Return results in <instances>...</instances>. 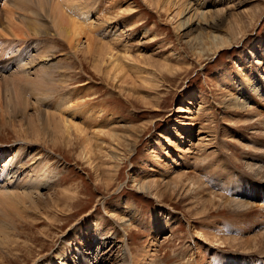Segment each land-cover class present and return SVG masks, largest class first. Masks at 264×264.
<instances>
[{"label": "rangeland", "instance_id": "obj_1", "mask_svg": "<svg viewBox=\"0 0 264 264\" xmlns=\"http://www.w3.org/2000/svg\"><path fill=\"white\" fill-rule=\"evenodd\" d=\"M89 1L93 37L126 58V77L115 80L96 54L74 58L67 43L41 40L71 81L43 110L59 114L57 100L76 88L75 114L89 136L103 134L90 163L74 136L31 146L28 163L45 153L57 179L5 264H53L62 247L73 254L67 264H82L78 248L92 264H121L124 242L134 264H264V185L239 186L264 156V0ZM219 38L232 45L210 55ZM16 138L0 128V150L18 149ZM235 191L247 210L227 203Z\"/></svg>", "mask_w": 264, "mask_h": 264}, {"label": "bare ground", "instance_id": "obj_2", "mask_svg": "<svg viewBox=\"0 0 264 264\" xmlns=\"http://www.w3.org/2000/svg\"><path fill=\"white\" fill-rule=\"evenodd\" d=\"M87 1L88 2L83 0H62V2L57 0H0V59L9 58V61L5 59L7 62H5L6 64L0 69V128L5 127L11 129L17 137V141L23 144L20 145V147L18 146L16 150H0V160L6 153H10V159H7L8 161H5L2 167L0 166V264H5L6 258L12 256L18 248L21 247V236L27 230L26 227L31 225L28 223L31 219V215L28 217L26 216L31 214L33 209H37L39 204H47L43 199V195H41V191L50 187L54 180L57 179L54 170H52V164H49L50 161L45 153H42L37 161L34 158L35 162L33 161V164L28 163L34 152L31 146L42 141L55 144L58 140H61L62 143L70 144L69 140L74 136V138L80 140L81 143L83 141V151L80 155L81 159L90 163L93 156L92 144L97 142V139L103 134L102 132H98L92 133V137L89 136L87 133L88 129H85L86 123L89 122L84 123V113L80 115L75 114L78 112H76V107L80 105L83 106L82 102L79 105H77L78 103H75L76 105L71 103L72 100L74 101L77 97L76 88L66 92L63 97H59V100H57L58 103L55 101L56 104L54 107H56L60 115L44 111L46 109L43 110V105H48V101H51L55 94H64L71 86V84H69V82H71L70 79H66L68 68L55 62V47L51 46L50 42L52 43V41L56 42V40H60L67 43L74 58L78 57L79 53L96 54L102 65L106 64V67H109L108 72H110V74L113 72L112 75L115 80L119 79V81L123 80L124 82L126 77V72L123 68L125 64L122 65V59L126 58L115 54V51L110 48V45L106 47V43L103 45L101 42H97L96 38L93 37L94 28L96 27L91 22V15L93 13L92 6L91 8L89 6V2L91 1ZM62 4L68 7L69 11H73V9L78 11L80 17H77L76 14H72V11L68 14L65 11L67 8L62 6ZM63 7H65V9ZM182 26L183 25L179 26L178 30H181ZM42 39H46L45 42L48 40L50 41V39L52 41L44 45L41 42ZM83 39L86 40V48L84 52H81L82 50L79 48L82 46ZM231 41L219 38L217 43L212 44L210 55L214 56L218 51H222L226 47L231 46ZM34 51L37 52L35 55ZM199 57H201V59L203 58L202 55ZM106 59H108V61H106ZM78 98L79 97L75 100L80 103V99ZM237 102L240 101L237 99L236 103ZM233 104L235 105V103ZM238 105L241 107L240 104ZM30 110L34 112L33 115L29 114ZM87 112H90V109L87 110ZM79 116L81 123L76 122V118H79ZM249 122L247 121V123ZM90 128L93 127L91 126ZM259 144L264 145L262 143ZM261 145L257 148L259 153L261 151L264 152L260 147ZM254 156H256V154ZM202 162L204 163V161ZM247 167L252 173V179L250 181L248 180L247 183L243 182L239 184V186L246 187L247 189L252 188L255 191V187H257L256 184L258 187L260 184L264 185V156L262 158L259 157L258 160H255L253 164L247 165ZM191 184H193V182ZM210 192L211 191H209V193ZM240 194V192L235 191L232 195V199H228L229 202L227 203L233 205V208H240L244 211L248 209L250 202L244 201L245 199L241 200L242 197L239 198V196H241ZM253 210L256 211L255 209ZM250 212H252V210H250ZM242 213L244 212H240V214ZM246 213L243 215L247 216ZM170 220H173V218ZM114 223L117 224L118 222L116 223L114 221ZM20 227L22 228L21 230ZM203 236L204 235H202V237ZM216 242L217 240L215 243ZM122 247L123 254L120 260L121 264L136 263L133 261V256L131 258L130 250L126 242H124ZM78 249H74V252L76 256H80L82 264H92L90 261L91 258L89 259L87 255L85 256L82 249ZM254 249L256 250L257 248ZM67 251L68 249H64V247L58 249L54 255L56 261L50 259L51 262L53 264H58V261L59 264H67L68 261L73 262L72 260L74 259H70L71 255H73L72 252ZM258 251V254H264V249ZM145 252L148 253L147 250ZM68 254H71L70 257H68ZM141 256L142 255H140V257ZM147 263L144 262L143 264ZM41 264H49V258L41 260Z\"/></svg>", "mask_w": 264, "mask_h": 264}]
</instances>
